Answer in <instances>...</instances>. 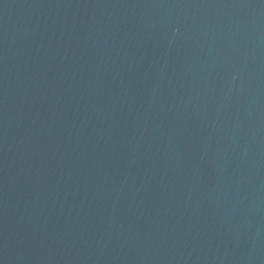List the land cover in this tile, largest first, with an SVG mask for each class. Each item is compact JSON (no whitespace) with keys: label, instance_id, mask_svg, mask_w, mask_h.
Returning a JSON list of instances; mask_svg holds the SVG:
<instances>
[{"label":"water","instance_id":"obj_1","mask_svg":"<svg viewBox=\"0 0 264 264\" xmlns=\"http://www.w3.org/2000/svg\"><path fill=\"white\" fill-rule=\"evenodd\" d=\"M0 264H264V0H0Z\"/></svg>","mask_w":264,"mask_h":264}]
</instances>
